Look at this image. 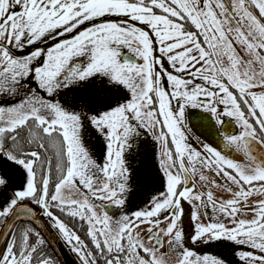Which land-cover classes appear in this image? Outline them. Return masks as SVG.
Here are the masks:
<instances>
[{
    "label": "snow or ice",
    "instance_id": "6c2138e0",
    "mask_svg": "<svg viewBox=\"0 0 264 264\" xmlns=\"http://www.w3.org/2000/svg\"><path fill=\"white\" fill-rule=\"evenodd\" d=\"M97 80L112 95L58 98ZM0 96L19 97L0 106V264H59L43 253L37 209L79 264H229L188 247L217 241L264 264V0H0ZM189 108L215 142L186 123ZM142 134L159 145L161 188L117 217L109 208L133 188L125 153Z\"/></svg>",
    "mask_w": 264,
    "mask_h": 264
},
{
    "label": "flooded vegetation",
    "instance_id": "af4514ba",
    "mask_svg": "<svg viewBox=\"0 0 264 264\" xmlns=\"http://www.w3.org/2000/svg\"><path fill=\"white\" fill-rule=\"evenodd\" d=\"M116 19V18H113ZM42 47H47V45H40ZM35 47V46H34ZM126 52V50H125ZM124 54V53H122ZM99 80L95 83V85H86L85 87H81L83 89V92L86 96L90 97L89 90L93 86L97 89V93L99 96V99H104L107 96L112 95L111 92H102L100 87ZM107 88V86H105ZM80 88V87H79ZM77 88L74 91H79L80 89ZM85 90V91H84ZM71 91V92H74ZM86 92V93H85ZM23 93V92H21ZM70 93V92H67ZM24 94V93H23ZM4 98L8 105H10L12 97L8 96H0V98ZM62 101H65L67 104H73L77 103V101L71 100L70 102H67V99L64 98V95L61 94L60 97H58ZM99 104V103H98ZM100 107L102 110H104L103 105L100 104ZM206 114H202L200 110L198 109H187L186 116L190 117L186 120V123L191 126L192 129L195 130L196 133H198L202 140L207 139L208 141L215 142V134L212 130L211 125L208 123V121L204 118ZM225 121H228V118H225ZM235 131H239V129H235ZM189 135L192 136V143L196 145L197 147H202V141L197 140L195 136L192 135V132L189 131ZM160 152L159 145L151 139L150 135L142 134L140 135L135 141H134V147L131 151H126L127 155L126 157L129 159L128 164L130 167L134 170V174L132 177V180L130 183H132L133 188L132 191L128 194V199L125 204V208L123 210L117 209L114 207H110L109 211L113 214L119 217V215L122 213V211L126 212H132L135 210H139L145 207H149L148 201L150 200L151 196L161 188V177L159 174L158 169V155ZM233 155L236 156L237 159L245 160V157L242 153H233ZM207 175V173H205ZM223 183V181H221ZM211 191L219 195H224L227 197L226 193H223L221 189H214L211 188L210 181L206 185ZM198 187H200L198 185ZM203 190V189H201ZM256 199V198H253ZM99 203V202H98ZM106 203V202H105ZM186 213H185V232L187 234H191V231L194 230V226L191 225V221L189 219L190 215V206L187 204L185 205ZM39 211V210H38ZM99 212L100 209H97ZM211 213L209 212L208 215H205V211L203 208L200 209V217L201 223H208L209 222V216ZM245 219H250L251 214L249 213L244 217ZM66 222L70 224V226H74L79 234L84 238V232L82 229H80V225L78 222L71 221L69 218H64ZM221 219H224L221 217ZM227 222V221H225ZM58 234V233H57ZM63 241V240H62ZM65 244V243H64ZM67 245V244H65ZM47 246V245H46ZM68 247V245H67ZM188 247L191 248L193 251H195L197 254L203 256V255H213V256H222L225 259L229 261V264H240L238 259L234 255V249L236 247L240 248L241 250H245L244 246H236L226 241H217V242H210L208 244H192L191 242H188ZM47 248L50 250V248L47 246ZM71 255L75 258L77 263L79 261L77 260V257L75 254H73L68 247ZM51 252V251H50ZM52 254V252H51ZM52 257L54 260H57L56 257ZM175 257H170V264H174Z\"/></svg>",
    "mask_w": 264,
    "mask_h": 264
},
{
    "label": "rangeland",
    "instance_id": "374dc122",
    "mask_svg": "<svg viewBox=\"0 0 264 264\" xmlns=\"http://www.w3.org/2000/svg\"><path fill=\"white\" fill-rule=\"evenodd\" d=\"M79 89H80L79 91L70 92V93H67L66 95L63 94L64 98L67 99V102L74 100V101H77L78 103H80V102H82V99H84V98H87V99L93 100V101L99 99L97 89L94 88L93 86L89 90L90 97H88L84 94L83 89H81V87ZM20 95L23 96V93H21ZM18 99H19V97H12L10 105L16 103ZM3 105H8V103L6 102V100L4 98L1 97L0 98V106H3ZM92 106L97 111H102L100 104L94 103ZM85 142H86V147L88 148V150L99 160L102 157L103 149H104L103 139L101 137H99L98 134H96L94 132V130L90 129L88 134L85 136ZM125 154L127 155V153H125ZM127 161L129 162L128 158H127ZM12 175H13L17 185H19L22 182V173H20L18 171H14V172H12Z\"/></svg>",
    "mask_w": 264,
    "mask_h": 264
},
{
    "label": "water",
    "instance_id": "95a60500",
    "mask_svg": "<svg viewBox=\"0 0 264 264\" xmlns=\"http://www.w3.org/2000/svg\"><path fill=\"white\" fill-rule=\"evenodd\" d=\"M37 216L39 217L38 228L43 234L47 246H49L52 254L56 257L59 264H79L75 258L71 255L67 245H65L57 232L47 226V220L44 218L37 209ZM3 244V240L0 239V245Z\"/></svg>",
    "mask_w": 264,
    "mask_h": 264
},
{
    "label": "trees",
    "instance_id": "16d2710c",
    "mask_svg": "<svg viewBox=\"0 0 264 264\" xmlns=\"http://www.w3.org/2000/svg\"><path fill=\"white\" fill-rule=\"evenodd\" d=\"M23 226H24V224H23V223H20V224L18 225V228H19V227H23ZM34 239H35V237H33V240H34ZM43 253H45V254H47V255H49V256L52 257V254H51L50 250L47 248L46 244L43 245ZM52 259H53V257H52Z\"/></svg>",
    "mask_w": 264,
    "mask_h": 264
}]
</instances>
